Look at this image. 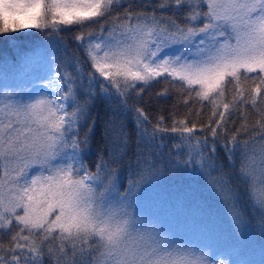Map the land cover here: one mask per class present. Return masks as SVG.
I'll list each match as a JSON object with an SVG mask.
<instances>
[{
  "label": "snow or ice",
  "instance_id": "6c2138e0",
  "mask_svg": "<svg viewBox=\"0 0 264 264\" xmlns=\"http://www.w3.org/2000/svg\"><path fill=\"white\" fill-rule=\"evenodd\" d=\"M27 30L46 42L21 47ZM0 40L14 53L0 65L31 77L0 78V264H217L140 210L169 178H203L223 202L219 264H249V228L264 252V0H0ZM155 84L168 86L158 98L178 94L183 118H150L141 102ZM193 108L208 109L204 124ZM233 114L243 123L229 136Z\"/></svg>",
  "mask_w": 264,
  "mask_h": 264
},
{
  "label": "trees",
  "instance_id": "16d2710c",
  "mask_svg": "<svg viewBox=\"0 0 264 264\" xmlns=\"http://www.w3.org/2000/svg\"><path fill=\"white\" fill-rule=\"evenodd\" d=\"M120 16L123 17V11L121 10ZM111 21H109L110 23ZM107 28V25L105 26ZM98 29H94V32ZM15 35L21 36V40L18 43L23 48H31L34 44H40L46 42L45 38L35 32V30H27L25 33H17ZM65 40L68 46L69 54L79 55L83 58V52L76 48L75 42L72 39L70 33H65ZM3 55L13 56V49L9 47L7 42L0 40V57ZM7 75L8 83L12 86L21 85L24 88L29 87L28 84H24V77L22 73H19L11 68L5 69L3 65H0V78ZM27 76H25L26 78ZM168 87L165 84H155L154 87L147 89L143 93V100L141 106L148 112L150 118L155 120L159 115H163L166 121L171 123V115L174 113L177 118H183L188 111L178 94L170 89L171 94L167 99L158 98L156 93ZM24 95H27L25 91ZM93 114H96L94 110ZM100 119L97 120V130L93 139V149L88 159L94 160L95 153L98 150L100 132L103 125V119L106 118L103 106L99 108ZM209 117L208 109L205 108L198 117L196 115V109L193 108L192 114L188 117L190 122H197L198 124H204ZM255 113L251 107L248 108V119L250 133L251 126L255 124ZM243 120L239 114H233L231 121L227 125L228 135H232L236 129L240 128ZM129 128H132L129 123ZM83 135V131L81 132ZM244 139L243 134L239 137ZM251 147V146H250ZM221 160L224 162L225 170H228L227 159L224 157L222 151L219 152ZM237 165H239V156H237ZM232 171L233 183L238 184L236 179L235 170ZM219 173V169L214 175ZM127 179V171L122 176V182ZM240 204L244 207L249 206V201L245 194V188L243 184H238ZM185 190L196 191V193L190 192L189 195L179 196L177 194H184ZM175 194L170 196V194ZM140 210L145 214L154 218H158L164 221L171 230L175 233L178 240L186 242L188 244L202 248L209 252L210 256H217V264H219L220 257L218 252L220 250L228 249L231 244L230 239V222L228 214L225 210V206L220 198L212 191L209 183H206L203 178H198L194 184L189 187L188 184L178 183L175 180L169 178L162 183L156 191L147 200H142ZM248 240L246 241V254L242 256L244 260L249 264H260L261 259H264V252L261 251L259 243V234L255 230L247 229ZM7 241V237H5ZM235 257L223 256V260L227 264H231L232 259Z\"/></svg>",
  "mask_w": 264,
  "mask_h": 264
},
{
  "label": "rangeland",
  "instance_id": "374dc122",
  "mask_svg": "<svg viewBox=\"0 0 264 264\" xmlns=\"http://www.w3.org/2000/svg\"><path fill=\"white\" fill-rule=\"evenodd\" d=\"M23 77H24V84H28L29 87H30L31 86V77H29V76H27L26 78H25V76H23ZM10 85H12V84H10ZM196 191H188V190H185L184 194H182V195L181 194H177V195L185 197V195H189L190 192L196 193ZM173 195H175V194L174 193L173 194H170V196H173Z\"/></svg>",
  "mask_w": 264,
  "mask_h": 264
}]
</instances>
